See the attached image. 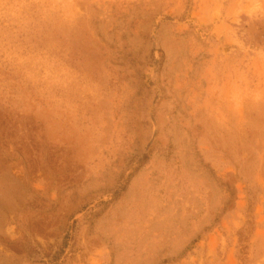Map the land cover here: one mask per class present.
Instances as JSON below:
<instances>
[{"label": "rangeland", "instance_id": "rangeland-1", "mask_svg": "<svg viewBox=\"0 0 264 264\" xmlns=\"http://www.w3.org/2000/svg\"><path fill=\"white\" fill-rule=\"evenodd\" d=\"M0 264H264V0H0Z\"/></svg>", "mask_w": 264, "mask_h": 264}]
</instances>
